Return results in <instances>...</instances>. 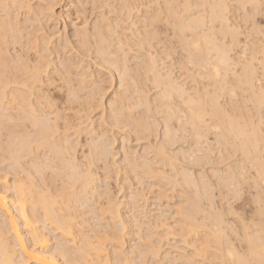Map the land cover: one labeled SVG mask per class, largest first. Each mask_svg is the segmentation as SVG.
Listing matches in <instances>:
<instances>
[{
	"label": "clouds",
	"instance_id": "obj_1",
	"mask_svg": "<svg viewBox=\"0 0 264 264\" xmlns=\"http://www.w3.org/2000/svg\"><path fill=\"white\" fill-rule=\"evenodd\" d=\"M0 264H264V0H0Z\"/></svg>",
	"mask_w": 264,
	"mask_h": 264
}]
</instances>
